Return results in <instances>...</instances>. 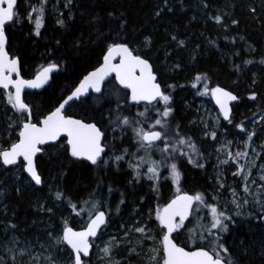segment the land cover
<instances>
[{
  "label": "trees",
  "instance_id": "1",
  "mask_svg": "<svg viewBox=\"0 0 264 264\" xmlns=\"http://www.w3.org/2000/svg\"><path fill=\"white\" fill-rule=\"evenodd\" d=\"M30 2L35 3V0H18L16 8L23 22L6 25V49L10 55L20 58L25 79L33 78L41 66L50 62L59 65L47 88L39 93L24 95L25 101L35 110L34 118L55 109L89 71L101 64L106 45L111 43L110 37L115 35L124 19L127 21L124 37L130 41V46L139 48L138 54L151 57L150 62L153 63L162 85L175 86L174 89H169L173 97V127L178 124L180 132L192 137L199 147L196 129L188 125L191 117L185 103L199 99L212 103V100L210 95L198 94L203 90L202 83L197 88L192 87L198 72L207 73L210 88L219 85L239 97L232 112L233 123L221 122L229 133L238 132L236 134L241 137L245 133H241L234 125L243 123L248 129L264 113V63H260L264 58V6H258L262 0H169L173 11L165 9L160 17H156L155 12L163 7L162 0H72L70 9H65L62 3L59 6L64 26L56 23L55 19L60 15L52 13L48 0L45 23L38 37L33 34L34 25L24 19ZM205 3L207 8L204 7ZM253 7L257 10L255 14L249 10ZM110 12L113 13L112 16H109ZM225 12L228 15L224 16L223 25L216 24L211 19ZM121 13L123 17L118 19ZM233 19L239 23L233 25ZM173 34L185 41L183 47H178L171 40ZM148 35L153 40L150 49L141 45V41ZM167 53L170 55H166ZM236 53L239 55H235ZM248 60L253 63L246 64L245 61ZM177 64L179 68H173ZM253 79L256 80L255 85ZM252 92L257 93L255 101L248 99ZM5 99L0 91V142L7 146L18 138V129L11 134L4 131L7 117L14 118L10 106L5 105ZM118 105L119 111L128 116H133L144 108V105H131L130 100H126V93L113 80H109L104 85L102 94L89 95L86 100L69 107L66 114L74 119H82L85 123H96L102 130L107 129L106 140L115 145L117 154L122 148L135 151L131 131L121 140V132H113L111 129L110 120L115 118ZM253 131L257 133L253 142L260 145L264 142V121L254 125ZM43 148L44 151L37 157V170L43 183L40 188L31 186L30 193L23 189L21 180L18 181L20 191H16L12 180L15 167H9V171L0 166V191L4 192L0 207L3 204L8 206L7 216L0 213V241L4 239L3 228L6 222L18 226L16 234L31 233L36 240L39 238L40 243L46 240L45 230L59 232L63 220L70 213L72 217L68 219L69 226L74 230L83 228L87 215L76 216L67 206V201H54L50 190L54 192L57 188L78 205L88 200L91 194H95L96 199L106 201L112 209L106 231L112 233L118 230L117 223L129 225L132 222L134 209L137 213L135 219L154 226L157 222H153L154 218L148 220L147 212L158 205L165 206L177 194L169 179L161 181L158 193L152 191L151 182L144 179L134 181L132 170L124 162L117 170L111 163L105 167L103 164L91 166L75 161L66 151L63 140L54 146ZM112 155V151H109L104 158L108 159ZM154 158L159 159V154L156 153ZM200 162L204 163L202 160ZM260 163H264V159L258 160V164ZM179 167L182 173L181 191L206 194L208 186L204 170L187 163L185 159L179 161ZM20 178H26L25 174L20 173ZM109 187L112 189L111 194ZM121 199L124 200L123 204H120ZM208 202L211 203L210 200ZM41 203L45 207H52L54 215L41 211ZM117 205L120 207L119 214L115 211ZM245 211L254 215L248 219L236 218V225H231L232 230L225 236L226 246L239 260V264H264V255H261L264 250V220L259 218L260 214L255 207ZM201 214L207 216V210ZM193 220L191 217L189 221L192 223L186 224L187 227L194 226ZM158 233L159 229L156 231L157 235ZM175 240L186 250L194 249L188 238L187 228L181 229L179 235L175 234ZM95 243L96 241L93 244ZM127 255V248L123 246L114 252V256L122 260V264H126L123 258ZM0 256L7 260L2 253ZM66 256L67 253H64L61 258ZM129 259L131 264H144L136 257ZM86 260L89 264H103L101 260L92 261L91 257Z\"/></svg>",
  "mask_w": 264,
  "mask_h": 264
},
{
  "label": "snow or ice",
  "instance_id": "2",
  "mask_svg": "<svg viewBox=\"0 0 264 264\" xmlns=\"http://www.w3.org/2000/svg\"><path fill=\"white\" fill-rule=\"evenodd\" d=\"M17 2L18 0H0V89L3 90L6 98V107L10 106L14 114V118L7 117V127L4 131L11 134L18 129L16 132L18 138L15 141L8 143L7 146L0 142V166H4L9 171L11 170L9 166H14L17 169L18 180L19 173H27L30 178L27 181L29 186H40L43 181L37 170V154L44 151L43 146L50 144L54 146L52 142L60 140L63 136L66 137V151L75 160L87 161L91 166L103 164L107 167L111 163L117 170L124 162L132 170L134 181L147 180L151 182L152 191L158 193L161 181L171 179L176 185L177 194L165 206L158 205L154 209L153 222H158L156 228L136 219L130 225H120L123 230L122 238L112 235L105 241L103 236L109 226L112 211L106 201L96 199L95 194H91L88 200L78 205L65 197L59 188L54 192L50 190L53 200L61 203L67 201V206L76 216L87 215L88 219L83 229L74 230L69 226L68 220L64 219L59 232L45 230L46 240L43 243H40L37 238L36 242L41 249V252L37 254L34 252L36 245L31 240L21 239L16 235L18 226L6 222L3 228L4 239L0 241V248L3 249L7 260L0 256V264H89V261L84 258L90 256L95 239H100L103 244V247L96 245L98 259L103 264H122V260L114 256V252L122 246L127 248L128 255L123 258L126 264H131L129 257H139L144 264H239V260L225 243V236L232 230L230 226L236 225V218L248 219L253 216V213L245 211L250 207H255L260 214L259 218L264 220V163H257L258 160L264 159V142L259 145L261 151H257L253 146V137L257 133L247 131L243 123L234 125L246 135L245 139L239 141L243 147L233 152L231 148L234 142L226 140L220 148L216 149L217 153H223L225 156L224 159L217 156L216 167L235 166L236 171L232 172V175L240 180V191L228 185L223 172H218V187L211 197L214 203H209L207 195L203 192L195 194L182 192L179 161L185 159L194 167L204 168L205 164L200 162L204 159V155L192 137L180 132L178 124L173 127V97L169 89H174L175 86L162 85L154 71L153 63L150 62L151 57L138 54L140 49L130 46V41L124 37L126 19L119 24L115 35L110 37L111 43L106 45L102 64L84 76L79 86L66 99H63L58 107L48 111L47 114L41 113L39 118H34L35 110L24 98L25 89L43 88L48 84L50 74L57 70L59 65L50 62L46 66H41L34 78L23 77L20 58L10 55L6 50V25L23 22L16 8ZM162 3L163 7L155 12L156 17H160L165 9L169 12L173 11L169 0H162ZM47 4L48 0L30 2L28 14L24 18L34 25L33 34L37 37L41 35V29L45 23ZM71 4L72 0H67L64 7L70 9ZM262 6H264V0H262ZM204 7L207 8L208 5L205 3ZM249 10L253 14L257 11L254 7ZM59 15L62 17L63 13ZM112 15L113 13L110 12L109 16ZM226 15H228L227 12L223 15L217 14L211 19L216 24L223 25ZM122 17L123 13L118 19ZM57 23L64 26L65 21L60 18ZM238 23L239 21L232 20L233 25ZM171 40L176 42L178 47H183L185 44L184 40L178 39L174 34L171 35ZM232 42L234 43L235 40L233 39ZM152 44L151 35L145 36L141 41V45L146 49H150ZM245 63L250 64L253 61L248 60ZM260 63H264V58ZM236 67L239 69V66ZM173 68H179V65H173ZM113 74L115 81L123 89L128 90L130 95L126 94V100L130 99L131 105H144L143 111H138L133 116L124 115L119 111L118 105L115 118L110 120L112 131L121 132V140L128 131L132 133L135 151L122 148L118 154L115 151V145L109 144L106 140L107 129L102 130L96 123H85L82 119H74L65 112L66 105H69L70 101L80 99L89 89L102 94V85ZM209 82L207 73L198 72L192 87L197 88L202 83L203 90L198 94L210 95L218 105L217 124L220 116L232 124L230 104L237 101L239 97L219 85L210 88ZM255 84L256 80L253 79V85ZM248 99L257 100V93H250ZM260 121H264V113L256 122ZM207 127L208 125L205 124V128ZM205 136L216 140L217 132L215 130L205 132ZM109 151H112L113 155L105 159ZM156 153L159 154V159L154 158ZM165 169L169 172L168 176L163 175ZM254 169L257 170L255 176ZM225 189L229 196L224 198L225 203L221 205V193ZM16 190L19 192L20 188L17 187ZM108 191L111 194L112 189L109 187ZM3 196L4 192L0 191V203ZM141 202L143 203V198ZM123 203L124 200L121 199L120 204ZM229 206H231V212ZM39 208L41 211L54 215L53 208L45 207L44 203H41ZM204 210H207V216L200 215ZM115 211L119 214V205L116 206ZM0 213L7 216L6 204L0 207ZM152 213L153 210H150L148 220H153ZM133 215L136 216L137 213L134 212ZM189 217L194 218L193 227H187L185 223L189 221ZM157 228L158 235L155 234ZM184 228H187L188 238L195 250H186L176 242L174 234L179 235L180 230ZM133 232L140 234L135 242L130 238ZM148 240L153 243L141 256V250L145 248V241ZM64 253H67V256L62 259L61 256ZM261 255H264V250Z\"/></svg>",
  "mask_w": 264,
  "mask_h": 264
},
{
  "label": "rangeland",
  "instance_id": "3",
  "mask_svg": "<svg viewBox=\"0 0 264 264\" xmlns=\"http://www.w3.org/2000/svg\"><path fill=\"white\" fill-rule=\"evenodd\" d=\"M49 2H50L49 4H50V9H51L52 13L53 14L58 13V16H59V13H60L59 12V6L61 5L60 3L65 4V3H67V0H49ZM258 6L262 8V2H259ZM65 9H67V8H65ZM60 18H61L60 16L56 17V19H55L56 23H57V20ZM185 107L187 108L188 111H190L189 116L191 117V119L189 120L188 125L196 129V132H197L196 137L200 143V150L204 155V159L202 161L204 162L205 167L202 169L204 170V173L207 175L206 183H207L208 187H207L206 195L208 197V200H210L211 203H214V201H212L211 197H212V194L215 193L216 188L218 187V185H217V173L218 172H223V176L226 179L228 185L234 186L237 188L238 191H240L241 182L237 177H234L232 175V172L236 171L235 166H222L221 168L216 167L217 156L219 155L220 159L225 158L224 154L223 153H217L216 149L220 148L221 145L224 144V142L226 140H231L234 142L231 150L233 152H235L239 148L243 147V145L240 144L239 141L245 139L246 135L242 134V136H241L242 139H241V137L236 134L238 132L229 133V130L221 125L222 124L221 123L222 118H219V122L217 124L216 118H217L218 114L216 113V110L213 107L212 103L208 102L206 99H199L198 101H194V100L190 101L188 103H185ZM256 121H259V119L253 121L251 124V127H249L247 129V131H249V132L253 131L254 125H256V124L258 125L260 123V122L257 123ZM205 124L208 125L207 128H205ZM212 130H215L217 132V139L216 140L211 139L210 136H205V132H211ZM253 146L256 147L257 151H261L259 148V144L253 142ZM257 163H258V161H257ZM256 171L257 170H255V169L253 170L254 176L256 174ZM163 174H164V176H168L169 175L168 170H166V169L163 170ZM16 175H17V169H15L14 174H13V179H12L14 182L15 189H17V187H19L18 181L21 180L23 182V185H22L23 189L28 190L30 193L32 191V189L30 188L31 186H29V184L27 183L28 179L27 178H22V179L20 178L18 180L16 178ZM19 175H20V173H19ZM169 181H170V184L173 187H175L174 190H176V185L171 181V179H169ZM253 187H255V186H253ZM228 196H229V193H228L227 189H225L221 193V199H220L221 205H223L225 203L224 198H227ZM230 208H231V206H229V209ZM251 208H253V207H250L248 209L251 210ZM151 210H153L152 214H153V218H154V209H151ZM133 212H135V209L133 210ZM148 212H147V216H148ZM200 215H202V214H200ZM71 217H72L71 213L68 214L67 220ZM131 217L133 220H132V222L128 223L129 225L132 224L134 222V220H136L135 218H137V215L136 216L131 215ZM118 221H119V219L117 220V222ZM121 224H122L121 222L117 223L119 228H118V230L116 229V231H114L113 233L110 231H106L104 236H103V240L107 241L110 238V236H112V235H116V236L122 238L123 233H121V231H123V230L120 227ZM151 227L156 228V224L154 226H151ZM157 230H158V228L156 229V231ZM16 235L19 236L21 239L27 238V239L31 240L36 245L34 252L37 254H39L41 252V249L39 248V244L36 242V238L33 237V235L31 233H28L27 235L17 233ZM139 236H140L139 233L133 232V233H131L130 238L133 240V242H135V240L137 238H139ZM97 240H96V243L93 244L94 245L93 249H92L93 252L90 256L91 258H93L92 261H94V260L98 261L99 260L98 259V249H97L96 245L103 247L101 240L100 239H97ZM145 242H146L145 248L143 250H141V256L144 255V252L147 250L148 246H150L153 243L150 240L145 241ZM0 253H2L7 258V256L5 255L2 248H0ZM45 255H46V253H45ZM136 258L140 259L139 257H136ZM140 261H141V259H140Z\"/></svg>",
  "mask_w": 264,
  "mask_h": 264
},
{
  "label": "water",
  "instance_id": "4",
  "mask_svg": "<svg viewBox=\"0 0 264 264\" xmlns=\"http://www.w3.org/2000/svg\"><path fill=\"white\" fill-rule=\"evenodd\" d=\"M17 7V6H16ZM10 24V23H9ZM8 25V24H7ZM8 44V43H7ZM6 48H7V45H6ZM7 50V49H6ZM101 61L103 62V58L101 59ZM102 62H101V64H102ZM100 64V65H101ZM99 65V66H100ZM99 66H97V68L99 67ZM95 70V69H94ZM94 70H91V71H89L88 73H90V72H92V71H94ZM56 72V70H54L51 74H50V79H49V82H48V84H46L43 88H41V89H25V93H24V95L25 94H28V93H39V92H41L42 90H44L45 88H47V86L50 84V82H51V77H52V74H54ZM87 73V74H88ZM86 74V75H87ZM85 75V76H86ZM84 78V77H83ZM82 78V79H83ZM32 79V78H31ZM81 79V80H82ZM111 79H113V81H114V83L118 86V88L122 91H124V92H126V94H128V95H130L129 93H128V90H125V89H123L116 81H115V79H114V74L112 75V76H109L106 80H105V82H104V84L102 85V90H103V88H104V85L107 83V82H109V80H111ZM80 80V81H81ZM80 81L75 85L76 87H78L79 86V83H80ZM76 87H74V89L72 90V91H74L75 90V88ZM0 91H3L2 89H0ZM14 91V90H13ZM71 91V92H72ZM71 92L68 94V95H70L71 94ZM232 92V91H231ZM101 93H95L93 90H91V89H89L88 90V92L86 93V94H84V95H82L81 97H80V99H78V100H73V101H70L69 102V105H66V108H65V112H66V110L69 108V107H71L72 105H74L75 103H78V102H81V101H84V100H86L88 97H89V95H93V96H98V95H100ZM234 94V93H233ZM68 95H66L65 97H64V99H66L67 98V96ZM130 100V99H129ZM131 102V101H130ZM212 103L214 104V107L216 108V110L218 111V113H219V107H218V105H216V103H215V101L212 99ZM238 103V100L237 101H233V102H231V104H230V107H231V109H232V107L234 106V105H236ZM141 105V104H140ZM59 106V105H58ZM57 106V107H58ZM134 106V105H133ZM54 110V109H53ZM231 115H232V113H231ZM221 118L223 119V117L221 116ZM223 121H225V120H223ZM225 122H227V121H225ZM61 140H64V142H65V145H66V137H61L60 138V140H58V141H56V142H52V144H57L58 142H60ZM48 146H52L51 144L50 145H45V146H43V147H48ZM41 155V153H39V154H37V157L38 156H40ZM70 156V155H69ZM72 158V157H71ZM37 159V158H36ZM73 160H75L74 158H72ZM75 161H77V160H75ZM79 161H81V162H84V163H86V164H88L89 165V162H87V161H83V160H79ZM9 167H14V166H9ZM3 168H5L4 166H3ZM25 174V176H26V178L29 180L30 178L27 176V173H24ZM32 184L34 185V182H32ZM42 185H40V186H35V187H37V188H40ZM173 198H175V196L173 197ZM190 218L191 217H189V220H190ZM186 224H188L189 222L188 221H186L185 222ZM83 229V228H82ZM82 229H80V230H82ZM77 231H79V230H77ZM174 237H175V234H174ZM90 240H93V238H89ZM95 240H97V239H95ZM95 240H93V241H95ZM193 250H195V249H193ZM70 251V250H69ZM92 249L90 250V255H91V253H92ZM90 257V256H89ZM89 257H86V258H84L85 260L86 259H88Z\"/></svg>",
  "mask_w": 264,
  "mask_h": 264
},
{
  "label": "flooded vegetation",
  "instance_id": "5",
  "mask_svg": "<svg viewBox=\"0 0 264 264\" xmlns=\"http://www.w3.org/2000/svg\"><path fill=\"white\" fill-rule=\"evenodd\" d=\"M141 105H143V104H141ZM136 106H140V105H136ZM214 106V105H213ZM215 108V107H214ZM233 108H234V106L232 107V112H233ZM215 110H216V108H215ZM216 113L219 115V113H218V111L216 110ZM233 115V114H232ZM220 118H221V116H220ZM64 141V140H63ZM64 144H65V142H64ZM93 249V248H92Z\"/></svg>",
  "mask_w": 264,
  "mask_h": 264
},
{
  "label": "bare ground",
  "instance_id": "6",
  "mask_svg": "<svg viewBox=\"0 0 264 264\" xmlns=\"http://www.w3.org/2000/svg\"><path fill=\"white\" fill-rule=\"evenodd\" d=\"M253 1H255V0H253ZM90 256H91V255H90ZM89 258H90V257H89ZM89 258H88V259H89Z\"/></svg>",
  "mask_w": 264,
  "mask_h": 264
}]
</instances>
